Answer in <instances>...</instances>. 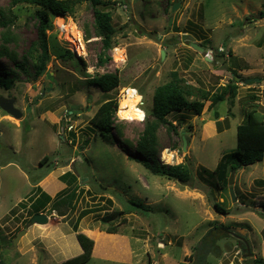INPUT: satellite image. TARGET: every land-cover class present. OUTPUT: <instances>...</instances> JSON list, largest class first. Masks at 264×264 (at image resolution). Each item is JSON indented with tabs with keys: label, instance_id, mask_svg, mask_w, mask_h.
Masks as SVG:
<instances>
[{
	"label": "rangeland",
	"instance_id": "1",
	"mask_svg": "<svg viewBox=\"0 0 264 264\" xmlns=\"http://www.w3.org/2000/svg\"><path fill=\"white\" fill-rule=\"evenodd\" d=\"M10 1L0 0V11L7 18L17 16L10 32L18 41L7 48L18 59L0 58V77L14 81L9 90L0 86V98L15 100L23 117L15 119L0 108V262L62 264L83 253L77 239L82 233L94 241L85 264H189L196 261L194 249L206 234L219 227L245 230L252 255L229 234L218 242L221 255H210L207 264L264 261V159L235 173L236 202L231 175L226 187L215 173L221 158L235 150L237 127L246 114L255 106L264 114V18H258L264 0H100L116 29L111 61L102 67L92 0H80L73 16L62 17L60 24L51 15V59L38 76L33 59L24 70L17 66L38 39V7H11ZM86 26L90 40L85 39ZM72 27L81 34L82 56ZM4 31L0 25V45ZM194 43L206 52L196 50ZM116 49L123 51L121 58ZM68 50L72 54L67 56ZM174 72L211 99L224 94L230 82L239 86L235 98L227 93L216 106L205 102L201 116L190 111L169 115L179 134L160 127L159 159L168 166L188 164L193 173L188 185L154 175L136 150L146 121L152 119L155 90ZM107 73L120 77V86L111 92L92 84ZM256 77L261 80L246 82ZM126 88L134 91L139 119L120 116ZM110 99L118 102L113 121L119 133L115 128L104 133L111 136L106 141L91 120ZM167 150L174 154L171 163ZM46 156L49 161L41 165ZM65 174L67 182L62 181ZM44 193L50 202L41 211L49 221L32 224L35 199ZM215 203L228 213H219ZM110 226L118 233L105 232Z\"/></svg>",
	"mask_w": 264,
	"mask_h": 264
},
{
	"label": "trees",
	"instance_id": "2",
	"mask_svg": "<svg viewBox=\"0 0 264 264\" xmlns=\"http://www.w3.org/2000/svg\"><path fill=\"white\" fill-rule=\"evenodd\" d=\"M80 0H11L10 6L17 7L20 5H30L38 7L35 11V18L38 24V39L33 43L31 49L26 52L23 61L17 66L24 70L26 64L31 59L37 61L36 69L37 76L41 75L50 62L51 55L49 52V42L47 31L51 25V15L67 17L73 16L76 6ZM100 0H92L93 5V32L102 41V50L98 55V65L104 66L111 61L109 51L114 48V35L116 29L113 25V16L110 12L102 10L99 6ZM11 13V12H10ZM0 16L6 20L1 22L5 31L3 32V44L0 45V58L6 57L11 61H17V54L9 51L7 45L12 42H17V37L10 32V27L13 25L16 15L7 18L4 11H0ZM259 19L264 18V11L258 16ZM85 39L90 40L92 33L86 26L84 30ZM67 56L71 55V51L66 52ZM64 58V56H62ZM66 58V55H65ZM92 84L99 86L104 92H111L120 86V77L118 74L107 73L98 76L92 80ZM14 81L8 78L0 77V86L7 90L13 87ZM238 84L230 82L225 86V93L216 94L212 97L210 93L187 86L184 81L179 78L176 72L172 73L170 81L157 87L153 96V108L151 111L152 119H148L145 127L137 141L136 150L144 157V166L149 169L154 175L164 177L170 181H178L183 185H188L193 180V173L188 164L179 165H164L159 159V129L161 126L167 127V130L179 134L177 126L170 122L168 116L173 113H181L190 111L201 116L205 107V102L211 101V106H216L218 102H223L227 93H230L232 98L236 97ZM255 106L246 114L245 121L237 127V146L232 153L225 154L218 165L215 172L218 180L224 183L227 187L228 178L231 173H236L244 167L251 166L264 159V114L261 113ZM118 102L115 99H110L103 103L94 117L91 124L94 125L100 132L104 140L110 141L111 136H106L104 133H110L115 128L114 116L116 115ZM145 114V113H144ZM215 118L218 120L220 115L215 111ZM119 133V131H118ZM132 145V144H130ZM49 157L46 156L41 165L47 164ZM68 174L62 176V181L67 182ZM38 184V180L34 181ZM230 188V186H229ZM50 202L48 194L38 196L35 199L32 215L42 214ZM214 207L221 214H227L228 211L219 203H215ZM110 218H103V221H108ZM77 231V226H74ZM229 228L219 227L217 232L211 230L202 239L201 243L194 249V257L196 261L189 264H207V259L210 255L219 257L221 248L218 246L220 239L230 238ZM105 232L108 234H117L118 230L114 226L107 227ZM214 233H219L215 235ZM224 234V235H223ZM230 234V235H229ZM233 236V235H231ZM234 237V236H233ZM236 238V237H235ZM77 239L82 246L83 253L77 257L65 261L62 264H85L91 258L94 249V241L89 239L84 234H78ZM237 239V238H236ZM248 241V240H247ZM239 242V241H238ZM243 248V246H241ZM193 256H190V259ZM189 259V257H188ZM0 264H5L2 261ZM187 264V263H180ZM254 264H264L262 259L254 260Z\"/></svg>",
	"mask_w": 264,
	"mask_h": 264
},
{
	"label": "water",
	"instance_id": "3",
	"mask_svg": "<svg viewBox=\"0 0 264 264\" xmlns=\"http://www.w3.org/2000/svg\"><path fill=\"white\" fill-rule=\"evenodd\" d=\"M178 8V5H175L173 8V12H175ZM172 21V19H170V22ZM192 47H194L196 50L200 51L201 53H205L206 50L205 48H203L202 46L194 43L192 44ZM166 57V52L163 51L162 52V58L164 59ZM208 59V58H207ZM208 61H210L208 59ZM239 79V78H237ZM54 78H51V81H53ZM261 80V78L256 77V78H250L248 80H246V82L248 83H256L259 82ZM0 108L5 111L6 113H8L9 115H11L12 117H14L15 119H21L23 117V112L21 110H19L16 106H15V100L13 99H7L5 97H1L0 98ZM187 148V140L184 138V150H186ZM234 182H235V173H231L230 179H229V186H230V192L233 198V201L236 202V194H235V189H234ZM49 221V218L47 217V215L45 214H38L35 215L32 220L31 223L35 224H46ZM246 231L243 229H236L233 228L232 230L229 231V233L235 237H238L241 242H243L246 245V250L248 251V255L251 256L252 252H251V247L249 242L247 241V239L244 237V233ZM25 233V231H22L15 239L14 241V248L18 246V242L21 238V236ZM239 241V246H241V242Z\"/></svg>",
	"mask_w": 264,
	"mask_h": 264
},
{
	"label": "bare ground",
	"instance_id": "4",
	"mask_svg": "<svg viewBox=\"0 0 264 264\" xmlns=\"http://www.w3.org/2000/svg\"><path fill=\"white\" fill-rule=\"evenodd\" d=\"M62 20L61 16H57L56 18V24H60ZM71 33L73 34L75 40L74 43L76 44V48L78 49L77 52L82 56L84 54V45L82 42L81 34L78 31V29L72 27ZM75 48V46H74ZM115 54L117 58H121L123 56V51L120 49L115 50ZM125 95L122 98V108L120 111V116L122 118L126 119H139L141 117L142 111L138 107H135L134 105V99L135 94L132 88H126L124 90ZM123 93V92H122ZM174 157V154H165V158L167 159V162L171 163L172 159Z\"/></svg>",
	"mask_w": 264,
	"mask_h": 264
},
{
	"label": "crops",
	"instance_id": "5",
	"mask_svg": "<svg viewBox=\"0 0 264 264\" xmlns=\"http://www.w3.org/2000/svg\"><path fill=\"white\" fill-rule=\"evenodd\" d=\"M245 75H248V76H251V75H253V72L252 71H246V72H243Z\"/></svg>",
	"mask_w": 264,
	"mask_h": 264
},
{
	"label": "built area",
	"instance_id": "6",
	"mask_svg": "<svg viewBox=\"0 0 264 264\" xmlns=\"http://www.w3.org/2000/svg\"><path fill=\"white\" fill-rule=\"evenodd\" d=\"M221 51H222V49H221ZM135 91L138 93L137 89H135ZM142 104H143V100L140 102V105H142ZM144 118H145V117H144ZM166 152H167V154H170L168 150H167ZM164 163H166V162L164 161ZM167 163H168V162H167Z\"/></svg>",
	"mask_w": 264,
	"mask_h": 264
},
{
	"label": "flooded vegetation",
	"instance_id": "7",
	"mask_svg": "<svg viewBox=\"0 0 264 264\" xmlns=\"http://www.w3.org/2000/svg\"><path fill=\"white\" fill-rule=\"evenodd\" d=\"M237 238V241H240V240H238L239 238L238 237H236ZM241 242V241H240ZM238 244H239V242H238ZM244 243L243 242H241V246L243 245Z\"/></svg>",
	"mask_w": 264,
	"mask_h": 264
},
{
	"label": "clouds",
	"instance_id": "8",
	"mask_svg": "<svg viewBox=\"0 0 264 264\" xmlns=\"http://www.w3.org/2000/svg\"><path fill=\"white\" fill-rule=\"evenodd\" d=\"M141 96V95H140ZM142 97V96H141Z\"/></svg>",
	"mask_w": 264,
	"mask_h": 264
}]
</instances>
